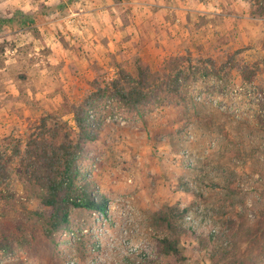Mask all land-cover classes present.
<instances>
[{"label": "rangeland", "instance_id": "rangeland-1", "mask_svg": "<svg viewBox=\"0 0 264 264\" xmlns=\"http://www.w3.org/2000/svg\"><path fill=\"white\" fill-rule=\"evenodd\" d=\"M76 1L45 6L32 0L40 14L59 10L72 19L80 14ZM256 5L263 13L264 1ZM14 44L0 38V62ZM125 49L120 45L119 57L100 56L83 82H53L50 101H26V120L0 129V157L8 166L0 178V238L15 240L11 251L0 250V264H264V61L239 49L243 62L257 65L254 79L246 81L235 69L216 74L201 65L209 58L220 64L231 49L162 57ZM21 55L36 57L25 49ZM141 62L157 80L180 69L179 91L152 109L132 111L107 97L88 110L95 139L78 161L85 177L79 183L89 181L106 197L107 212L74 208L67 228L53 240L43 238L41 191L27 181L16 149L23 151L26 135L46 112L76 133L72 106L92 90L93 80L111 81L119 68L135 74ZM168 208L180 213L172 219L180 224L172 231L179 257L161 248L160 239L171 232L158 215Z\"/></svg>", "mask_w": 264, "mask_h": 264}, {"label": "crops", "instance_id": "crops-1", "mask_svg": "<svg viewBox=\"0 0 264 264\" xmlns=\"http://www.w3.org/2000/svg\"><path fill=\"white\" fill-rule=\"evenodd\" d=\"M58 1L40 0L45 6ZM256 2L261 4V0H77L80 14L72 19L59 10L40 14L32 0H0V18L11 19L0 25V38L15 41L13 48H5L0 62V129H14L26 120L30 114L26 101H50L53 82L68 87L83 82L84 75L91 77L94 61L106 54L119 57L120 45L127 54L159 57L245 48L250 59L264 61V11H257ZM123 4L118 13L117 6ZM22 49L35 60L22 57ZM18 67L21 70L12 69ZM56 95L59 100L60 92Z\"/></svg>", "mask_w": 264, "mask_h": 264}, {"label": "trees", "instance_id": "trees-1", "mask_svg": "<svg viewBox=\"0 0 264 264\" xmlns=\"http://www.w3.org/2000/svg\"><path fill=\"white\" fill-rule=\"evenodd\" d=\"M11 19L0 18V25ZM226 59L220 64L213 58L201 60L206 70L219 74L222 70L238 71L243 80L251 81L257 72L255 63H245L239 58L240 50L226 51ZM191 62V58L188 59ZM209 66V69L208 67ZM224 71V72H225ZM180 69L164 73L161 80L153 77L148 64L139 63L136 73L123 68L111 81L97 78L93 80L92 90L79 103L72 106L77 132H72L66 121L53 113L46 112L26 135L24 149L20 152V165L27 181L41 191L40 217L42 218V237L53 240L57 232L67 228L74 208H87L100 213L107 212V199L94 192L89 181L78 167V161L85 152V144L95 139L94 121L88 110L107 97H114L125 108L140 111L142 108L165 103L180 89L178 81ZM173 77V78H172ZM171 99V98H170ZM8 166L0 157V178L5 177ZM165 215H158L163 224L170 228V236L165 234L160 240L164 254L178 257L180 251L172 231L180 228L172 219L180 213L168 208ZM175 238V239H174ZM14 237L0 238V250L9 252L14 248ZM181 258V257H180Z\"/></svg>", "mask_w": 264, "mask_h": 264}]
</instances>
